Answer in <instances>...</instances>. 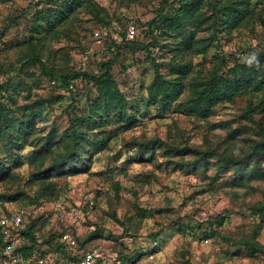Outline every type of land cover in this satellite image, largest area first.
<instances>
[{"label":"rangeland","instance_id":"1","mask_svg":"<svg viewBox=\"0 0 264 264\" xmlns=\"http://www.w3.org/2000/svg\"><path fill=\"white\" fill-rule=\"evenodd\" d=\"M83 1L52 28L54 14L68 0L0 2V105L18 114L24 105L38 107L27 144L10 150L0 142L1 170L9 164L0 180V220L27 207L29 219L42 217L41 236L64 230L80 239L89 235L86 249L100 248L101 264H264V254L251 256L239 245L249 240L264 248V152H256L257 143L264 142V93L240 91L214 105L205 118L185 110L203 83L217 85L229 68L263 60L264 0H247V17L229 30L220 25L223 0H203L199 10L205 20L198 22L196 42L181 54L175 51L178 39L165 28L154 32L158 44L147 50L121 45V33L135 24L145 46L159 12L175 13L180 3L193 0ZM31 34L32 47L11 48ZM32 48L54 73L98 75L100 63L111 61L119 90L138 110L130 126L98 120L82 150L85 166L79 162L78 172L44 182L35 176L41 170L35 156L44 153L46 166L63 149L57 144L45 151L41 143L87 117L98 89L82 79L67 88L37 64L24 65ZM156 71L164 81L178 83L176 100H161ZM248 108L252 116L245 113ZM150 139L162 144L148 150L144 143ZM170 147L180 151L170 153ZM199 152H207V166H187ZM223 156L237 161L238 170L232 164L219 168ZM44 185L49 199L39 197ZM122 256L134 260L125 263Z\"/></svg>","mask_w":264,"mask_h":264},{"label":"trees","instance_id":"2","mask_svg":"<svg viewBox=\"0 0 264 264\" xmlns=\"http://www.w3.org/2000/svg\"><path fill=\"white\" fill-rule=\"evenodd\" d=\"M15 0H0L1 3L13 2ZM180 0H178L179 2ZM203 0H193L192 3H180L175 9V13L164 14L161 16L159 12V18L152 19L149 24V34L151 40L145 45L138 42L139 33L136 31L135 36L130 39L127 35V28L125 33H121L122 40L121 45L126 46L130 43L132 45H138L145 50L149 47H154L158 44V38L154 35V32L165 28V30L171 35V37L178 39L177 47L175 48L177 54L183 53L184 49H189L195 43V35L199 31L198 22L201 20V12L199 5ZM220 1V0H219ZM83 0H68L64 3L63 7L54 14L56 21L49 23V26L55 22L61 21L68 15L73 13L76 9L80 8L83 4ZM247 0H223V5L218 9V14H221L222 25L225 29L229 30L232 27L240 25L243 18L247 17L248 8L246 4ZM30 6V5H29ZM28 6V8H29ZM27 8L22 11L25 12ZM162 17V18H161ZM48 16L46 21H49ZM160 25H159V24ZM201 25V24H200ZM136 26V25H135ZM40 29L41 26L37 25ZM51 28L53 26H50ZM198 29V30H197ZM197 30V31H196ZM33 35H29V39L23 43L12 45L11 48L27 45L33 46ZM126 41V42H125ZM121 45L116 49L118 50ZM203 44L202 47H205ZM261 56L262 61L258 65H251L250 67L244 65H236L227 70V77L218 79L217 85L213 82L203 83L200 89H196L194 96L190 99L187 105V112L189 114L197 115L205 118L211 112L214 105L222 101L223 99H231L237 95L240 91L250 90L251 93H264V71L261 72V68H264V45L262 46ZM24 65L37 64L41 72L50 80H55L56 83L64 84L67 88L70 87V83L76 79H82L92 82L98 89V97L92 102L89 108V114L87 117L82 118L79 123H71L69 129L64 130L58 138L52 133L46 135L44 141L41 143V149L48 151L53 145L61 144L62 153L51 159L48 165L44 166L42 161L45 158L44 153H38L35 158L40 162L41 170L36 173V177L40 181H46L56 175L74 174L80 169L78 164L85 166V156L82 150L87 148L88 131H92L94 124L99 121L108 119H117L123 125L130 126L134 123L135 114L138 112L136 106L131 104L128 99L121 93L117 83L113 79L111 74V61L100 63V73L93 75L87 72H69V73H54L46 69V64L43 61L41 54L38 51L29 53V56L25 59ZM183 67L180 69L182 70ZM157 88L158 93L161 96V100L174 101L177 99L181 92L178 83L172 84L171 82L161 79L158 71H156ZM13 90L15 88L13 87ZM70 91V89H68ZM264 101V98L262 99ZM37 106L24 105L19 107L20 113L18 114L15 109L6 105H0V142H4L5 146L10 150L15 149L18 145L27 144L29 139L34 134V128H36V110ZM245 113L248 116H252L253 110L246 109ZM100 140L95 139L93 143L98 144ZM162 144L159 139H150L144 143L145 148L148 150L154 149L155 146ZM86 150V149H85ZM170 153L179 152L178 147H170ZM257 153L264 152V142L257 143ZM207 152H199V158L197 160L187 163L190 168H200L207 166ZM34 158V157H33ZM78 159V161H77ZM232 164L235 170H238L239 163L230 156H223V163L219 168L227 169L228 165ZM1 167V166H0ZM8 161L5 162L4 169L0 168V180L6 177V170H8ZM243 176V175H241ZM249 176H251L249 174ZM51 185H54L51 181ZM48 185L43 186V191L40 194L41 199H49L47 197ZM261 216L264 221V210H261ZM42 217L27 218L22 230L20 231L19 251L23 257H29L32 254L39 256H51L57 258L56 264H77L80 256L86 252L89 239L87 235L84 239L79 237H73L76 240V245L73 248H69L66 244L60 242V236L65 231L55 232L51 231L47 235H40L39 222ZM43 224V223H42ZM218 234V233H217ZM93 238V235H91ZM39 240H41L39 242ZM243 246L248 253L253 256L255 254H264V248L254 241L243 240L239 243ZM84 251L81 255L71 252ZM123 257V256H122ZM132 257H123L125 263L129 262ZM134 260V259H133ZM130 261V263L133 262Z\"/></svg>","mask_w":264,"mask_h":264},{"label":"built area","instance_id":"3","mask_svg":"<svg viewBox=\"0 0 264 264\" xmlns=\"http://www.w3.org/2000/svg\"><path fill=\"white\" fill-rule=\"evenodd\" d=\"M136 26L130 24L127 26V35L130 39L135 36ZM96 36L99 33H95ZM30 214V209L23 207L11 212L7 217L0 220V264H56L53 257L39 256L32 254L29 257H23L19 251L20 231ZM60 242L66 244L69 248L76 245V240L70 230H65L60 236ZM103 255L100 248H92L84 252L77 264H101Z\"/></svg>","mask_w":264,"mask_h":264},{"label":"clouds","instance_id":"4","mask_svg":"<svg viewBox=\"0 0 264 264\" xmlns=\"http://www.w3.org/2000/svg\"><path fill=\"white\" fill-rule=\"evenodd\" d=\"M252 60H255V57L254 56L252 57ZM252 60L249 61V64L252 63Z\"/></svg>","mask_w":264,"mask_h":264}]
</instances>
